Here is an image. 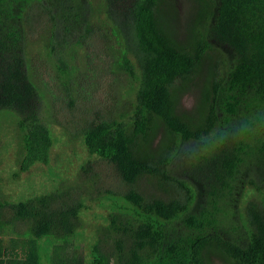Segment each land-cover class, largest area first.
I'll return each mask as SVG.
<instances>
[{
	"label": "trees",
	"instance_id": "1",
	"mask_svg": "<svg viewBox=\"0 0 264 264\" xmlns=\"http://www.w3.org/2000/svg\"><path fill=\"white\" fill-rule=\"evenodd\" d=\"M191 1L179 31L173 0H98L117 44L114 69L128 76L133 100L79 133L88 156L110 165L124 187L96 197L112 202L103 241L93 247L115 249L121 259L125 251L138 264H192L211 247L238 259L245 248L264 263V0ZM33 5L48 16L43 48L71 104L76 75L61 55L84 41L95 9L91 0H0V113L15 116L17 174L48 165L54 144L44 86L28 59L25 22ZM190 87L198 92L189 112L179 100ZM204 144L220 145L207 154ZM94 178L86 177L88 185ZM246 190L257 198L245 208L246 236L219 229L229 218L222 203L241 200L236 195ZM74 192L54 187L26 201H0V257L20 249L27 264L38 263L39 242L54 246L73 235L87 208ZM194 198L206 207L194 208ZM16 223L26 225L23 233Z\"/></svg>",
	"mask_w": 264,
	"mask_h": 264
},
{
	"label": "rangeland",
	"instance_id": "2",
	"mask_svg": "<svg viewBox=\"0 0 264 264\" xmlns=\"http://www.w3.org/2000/svg\"><path fill=\"white\" fill-rule=\"evenodd\" d=\"M173 1L178 11L176 25L179 31H182L192 1ZM91 3L95 9L87 36L81 43H70V47L68 46L69 48L61 55L64 61L74 68L76 75V84L73 87L78 95L73 104L63 99L64 80L61 82L57 79L56 71L43 48L44 39H47L49 34L50 23L47 14L39 5H33L25 22L28 59L31 60L29 61L31 68L37 72L36 80L44 86L42 89L46 96L45 102L49 106L47 121L54 144L48 165H34L27 172L17 174L20 146L16 137L15 116L8 112L0 113V201L2 203L26 201L34 195L49 192L54 187L73 190L76 197L77 194L82 195L83 205L87 208L81 209L78 226L76 225V230L67 240L71 247L82 248L86 252L96 245L97 240L103 239V233L108 225L107 219L110 214L108 206L112 201L96 200V197H103L105 191L122 193L124 187L119 183L110 165L88 156L79 133L92 119L117 117L118 114L127 111L133 100L132 93L128 92L130 86L128 76L124 71L114 69L112 49L117 47V44L114 38L110 37L111 30L102 17L101 10L96 8L98 0H91ZM197 92L196 87L186 90L180 96L179 108L190 112L195 106ZM87 164L90 169L82 170L81 167ZM90 176H95L93 185L86 182V177ZM141 187H144L145 191L151 190V186L145 181ZM252 192L246 190L244 194L242 191L236 195L241 197L242 202L235 197L222 203L221 206L228 212L229 218L224 215L228 226L224 225L219 229L227 228L235 236H246L245 208L250 200L257 199L256 194ZM100 200L104 202L100 204ZM194 200V208L202 210L206 207V204L199 202L198 199L195 202ZM216 216L217 214L213 218L216 219ZM10 217V212L5 210L2 218ZM218 217L224 219L221 215ZM198 220L201 221V218ZM15 228L17 232L23 233L26 225L16 223ZM11 230L8 228L5 232ZM48 243L45 239L39 242L41 248H47ZM246 243L245 238L244 245Z\"/></svg>",
	"mask_w": 264,
	"mask_h": 264
},
{
	"label": "crops",
	"instance_id": "3",
	"mask_svg": "<svg viewBox=\"0 0 264 264\" xmlns=\"http://www.w3.org/2000/svg\"><path fill=\"white\" fill-rule=\"evenodd\" d=\"M98 241V240H97ZM100 241H103L100 240ZM246 252V254H239L238 259L232 257L234 252L232 250L220 249V248H209L207 253H203L207 259H200L197 262H192V264H264L263 262H254L252 259L251 250L245 248L241 249ZM20 249L7 250L1 253L3 255L0 257V264H27L24 258V254ZM259 250H257L258 252ZM122 254V259L117 257L115 249L110 247H105L101 245L100 247H92L89 252L84 249H79L76 247H71L68 244V240L61 242L60 240L56 244L49 245L47 248H41L38 252L40 259L38 263L33 264H138L132 260H128L126 257L128 253ZM6 255V256H4ZM242 255V256H240ZM101 256L105 258H100ZM203 261L202 263H200ZM188 264V263H187Z\"/></svg>",
	"mask_w": 264,
	"mask_h": 264
},
{
	"label": "clouds",
	"instance_id": "4",
	"mask_svg": "<svg viewBox=\"0 0 264 264\" xmlns=\"http://www.w3.org/2000/svg\"><path fill=\"white\" fill-rule=\"evenodd\" d=\"M220 144H213L211 146H207L204 144L203 148L201 149V153L211 154L212 152H214L217 149V147H219ZM199 154L200 153H197V155H199Z\"/></svg>",
	"mask_w": 264,
	"mask_h": 264
}]
</instances>
